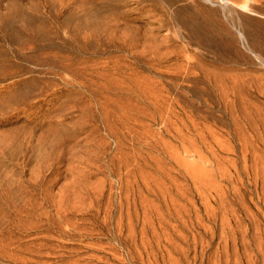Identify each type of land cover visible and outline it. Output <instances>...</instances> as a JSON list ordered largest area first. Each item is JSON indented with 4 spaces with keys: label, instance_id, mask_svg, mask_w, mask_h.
Segmentation results:
<instances>
[{
    "label": "rangeland",
    "instance_id": "rangeland-1",
    "mask_svg": "<svg viewBox=\"0 0 264 264\" xmlns=\"http://www.w3.org/2000/svg\"><path fill=\"white\" fill-rule=\"evenodd\" d=\"M0 264H264V0H0Z\"/></svg>",
    "mask_w": 264,
    "mask_h": 264
}]
</instances>
